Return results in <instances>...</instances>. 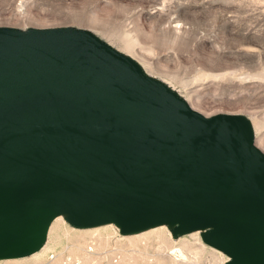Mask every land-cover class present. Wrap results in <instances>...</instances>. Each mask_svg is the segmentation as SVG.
I'll list each match as a JSON object with an SVG mask.
<instances>
[{
    "label": "water",
    "instance_id": "1",
    "mask_svg": "<svg viewBox=\"0 0 264 264\" xmlns=\"http://www.w3.org/2000/svg\"><path fill=\"white\" fill-rule=\"evenodd\" d=\"M86 33L0 28V252L30 248L64 203L71 225L121 218L127 234L223 215L204 240L264 264V154L246 120L168 104Z\"/></svg>",
    "mask_w": 264,
    "mask_h": 264
},
{
    "label": "rangeland",
    "instance_id": "2",
    "mask_svg": "<svg viewBox=\"0 0 264 264\" xmlns=\"http://www.w3.org/2000/svg\"><path fill=\"white\" fill-rule=\"evenodd\" d=\"M0 28L87 31L203 117L244 118L264 154V0H0ZM178 224L142 236L115 223L89 229L56 224L38 256L0 257V264L233 261L192 228L179 232Z\"/></svg>",
    "mask_w": 264,
    "mask_h": 264
},
{
    "label": "bare ground",
    "instance_id": "3",
    "mask_svg": "<svg viewBox=\"0 0 264 264\" xmlns=\"http://www.w3.org/2000/svg\"><path fill=\"white\" fill-rule=\"evenodd\" d=\"M86 34H87L86 36L89 38V40H91L97 44L99 43L100 45H102L101 47L105 48L106 50H108L112 54L116 55L120 59L122 58V60L127 65L131 66L136 71V73L140 77L141 81L145 85L150 86V88H152L154 90V92L156 93V95L160 99H163L165 102H167L168 104H170L174 107L181 108V107H185L186 105L188 106V104L186 102L180 100V98H177V97H179L177 94H172V93L168 92V90L165 89V87H163L160 84L155 83L153 81V79L151 80L146 74H144L141 67L135 61H133L129 57L123 56L117 50H115L111 46L105 44L104 42H102L98 38L92 36L91 34H88V33H86ZM152 83L157 84V86L152 84ZM249 133H250V136L253 134L251 126H250ZM251 137H253V136H251ZM72 214H73V211L67 204L63 203V204H58V205L52 206V208H50V211L47 213V215L45 216V218L43 219V221L40 225V229H39V233L37 235L36 241L34 242V244L30 248H28L27 250H22V251H18V252H7V253L0 252V257H7V258H12V259L15 258L16 259V258L26 257V255H28V254H34V255L38 256L40 254V252L38 251L39 254H37V249L43 245L42 242L45 240V238H48L47 237L48 232L51 231L52 228L56 224H59L61 226L63 224H66V222H70ZM187 218L188 217L184 214L168 215V216L162 217V218L154 221L152 224H150L144 228H141L135 232H132V233H138L139 235H141L142 232H144L148 229H152V230L153 229H155V230L161 229L162 230L165 228L171 229L177 223L184 224V222L187 220ZM113 223H115L118 226V228L123 229L126 221L124 219H121V218H115L112 220H103V221L96 222L93 224H88V225L86 224V225H82V226H78V225L77 226L74 225V226L77 228H88L89 229V228H94V227H100L102 225H104V227H106L107 225L111 226ZM226 224H228V218L226 216L219 215V216H216L214 219H211V220L204 222L203 224L194 225V227L190 231H197V233L200 236L202 235L203 239H204V233L207 229H215L218 227H222ZM166 225H169V227ZM171 231H169V232H171ZM206 244L213 247L216 251L219 252V254L221 253L223 255H225V254L229 255L233 259V261L236 262V259L233 256H231L229 253L221 250L220 248H218L216 246L208 244L207 242H206ZM44 249H46V248H44ZM44 249H41V250H44ZM47 249H51V247H47Z\"/></svg>",
    "mask_w": 264,
    "mask_h": 264
}]
</instances>
